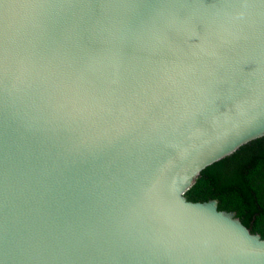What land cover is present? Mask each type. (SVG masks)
Instances as JSON below:
<instances>
[{
  "label": "water",
  "instance_id": "water-1",
  "mask_svg": "<svg viewBox=\"0 0 264 264\" xmlns=\"http://www.w3.org/2000/svg\"><path fill=\"white\" fill-rule=\"evenodd\" d=\"M264 137V0H0V264H264L184 193Z\"/></svg>",
  "mask_w": 264,
  "mask_h": 264
},
{
  "label": "trees",
  "instance_id": "trees-1",
  "mask_svg": "<svg viewBox=\"0 0 264 264\" xmlns=\"http://www.w3.org/2000/svg\"><path fill=\"white\" fill-rule=\"evenodd\" d=\"M184 195L190 201L217 200L219 210L234 211L264 239V137L206 167Z\"/></svg>",
  "mask_w": 264,
  "mask_h": 264
}]
</instances>
